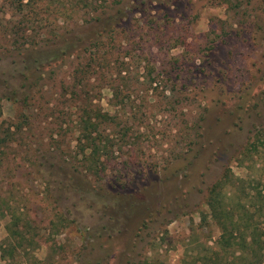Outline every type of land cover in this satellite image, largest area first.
Returning <instances> with one entry per match:
<instances>
[{"label": "rangeland", "instance_id": "obj_1", "mask_svg": "<svg viewBox=\"0 0 264 264\" xmlns=\"http://www.w3.org/2000/svg\"><path fill=\"white\" fill-rule=\"evenodd\" d=\"M221 181L264 227V0H0V264H194Z\"/></svg>", "mask_w": 264, "mask_h": 264}, {"label": "trees", "instance_id": "obj_2", "mask_svg": "<svg viewBox=\"0 0 264 264\" xmlns=\"http://www.w3.org/2000/svg\"><path fill=\"white\" fill-rule=\"evenodd\" d=\"M73 35H75L74 32L72 33L71 40L74 38ZM72 41L74 42V40ZM45 44L46 43L42 44L41 47L45 46ZM127 71H129L128 67L120 70V72ZM115 89L118 90L117 93L119 95L127 91L123 89L121 85H117ZM98 117L100 118L102 115H100L99 112L94 113V111H91V108H89L83 111L79 123L81 126L84 125V127L89 124L94 125V119ZM88 144L96 147L91 141L86 145ZM96 149L99 154L98 147H96ZM42 175L44 174L41 173V176ZM88 183L89 182L84 179L85 187H90ZM226 184V181L215 184L210 190L208 200L211 216L216 220L221 229L218 240L219 249H217V251L213 249L214 251L209 252L212 256L207 254L202 259L199 258L194 261V264H264V227H261L255 221L254 215H248L247 211H240L241 208L247 210L245 205H241L240 203L243 197V190L240 189L239 192L242 195L236 197L239 200V203L235 205L236 207H230V209L226 208L228 207L227 201L234 195L236 196V194L226 191ZM57 187L58 189H63L62 187ZM86 190V188H82L83 192ZM238 206L239 208H237ZM14 216H16V220H22L21 217H17L16 213H14ZM16 224L19 226V221H17ZM15 232L17 233L18 231ZM101 237L102 236H100V238ZM109 237L112 238L113 235ZM0 248L2 250V256L6 257L16 249V246H13L12 249H7L5 246L1 245ZM107 248L108 247H105L103 250L107 251ZM221 250L224 252L223 255L220 254ZM200 261L202 262L199 263Z\"/></svg>", "mask_w": 264, "mask_h": 264}, {"label": "flooded vegetation", "instance_id": "obj_3", "mask_svg": "<svg viewBox=\"0 0 264 264\" xmlns=\"http://www.w3.org/2000/svg\"><path fill=\"white\" fill-rule=\"evenodd\" d=\"M105 246H107V244H106ZM104 249H105V248H104ZM107 250L109 251V248H107ZM103 251H104V250H103ZM103 251H102V252H103Z\"/></svg>", "mask_w": 264, "mask_h": 264}]
</instances>
